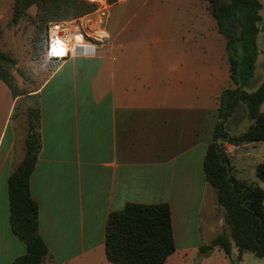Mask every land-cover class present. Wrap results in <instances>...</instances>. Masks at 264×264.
I'll use <instances>...</instances> for the list:
<instances>
[{"label": "crops", "instance_id": "0c3cea01", "mask_svg": "<svg viewBox=\"0 0 264 264\" xmlns=\"http://www.w3.org/2000/svg\"><path fill=\"white\" fill-rule=\"evenodd\" d=\"M112 19L108 43L54 64L37 92L40 150L30 190L46 264H112L107 221L130 204L170 206L176 251L165 264H242L247 253L240 256L234 243L231 258L220 247L200 252L220 235L231 237L204 171L231 82L228 59L214 46L219 34L204 40L195 9L164 16L115 10ZM17 102L0 79V264H15L27 252L10 223L9 178L25 158L28 137L20 141L12 127ZM245 118L240 105L225 130L239 136L234 131ZM228 145L235 178L263 188L257 167L264 162L251 166L252 180L237 165L264 142Z\"/></svg>", "mask_w": 264, "mask_h": 264}, {"label": "trees", "instance_id": "16d2710c", "mask_svg": "<svg viewBox=\"0 0 264 264\" xmlns=\"http://www.w3.org/2000/svg\"><path fill=\"white\" fill-rule=\"evenodd\" d=\"M217 22L219 33L225 38L229 73L234 90L225 89L219 108V122L214 141L208 149L204 171L210 185L216 190L218 204L226 210L230 227L229 238L220 235L210 246L200 249L202 254L220 247L231 258L233 243L240 256L254 254L264 259V189L257 183L239 181L231 174L233 167L218 140L239 146L264 142V82L254 92H248L259 57V24L263 17L259 0H206ZM34 3L40 5L44 22L52 19L79 17L95 11L96 6L86 0H17L19 10ZM47 40V29L43 55ZM14 98L23 96L22 90L9 74L0 72ZM245 105L253 124L239 135L232 136L224 126L235 110ZM30 131L26 139V155L9 178L10 223L14 234L25 243L27 252L15 264H46L49 250L39 233V208L33 200L30 179L39 150V135L34 124L39 112L29 116ZM229 164V168L226 167ZM257 176L264 182V163L257 167ZM176 251L172 213L168 204H130L122 212L109 216L106 227V256L112 264H165Z\"/></svg>", "mask_w": 264, "mask_h": 264}, {"label": "rangeland", "instance_id": "374dc122", "mask_svg": "<svg viewBox=\"0 0 264 264\" xmlns=\"http://www.w3.org/2000/svg\"><path fill=\"white\" fill-rule=\"evenodd\" d=\"M16 1L17 0H0V72L11 75L14 78L15 84L23 92V96L18 98L12 122V127L15 129L17 137L21 141L24 134L29 135L31 123L29 116L33 111L39 112L37 92L44 80L51 73L52 67L56 66L48 62L43 55L46 29L48 33V28L52 23L70 21L81 16L75 18L52 19L46 23L40 16V5L34 3L23 8L21 11L19 10L16 20ZM259 1L263 5L260 12L263 21L259 24L260 32L257 41L261 57L256 67L255 77L252 79L247 89L248 91L254 86L264 82V0ZM109 2L112 4V9L108 28H110L111 20L113 21L112 14L115 10H124L127 12L136 10L156 11L161 16L166 15L168 12L178 10L190 11L195 9L196 12L201 11L203 16L204 40L210 39V37L214 38L212 35L219 34L218 41L214 42V46L219 48V54L228 59L227 51L225 47L222 46V44L225 43V38L219 33L217 22L206 0H109ZM93 5H95L97 9V5ZM212 52L213 56H218L217 50L215 51L213 49ZM219 79L222 80V78ZM213 85L212 83L211 86ZM226 89L234 90L235 86L230 82ZM251 124H253V122L250 119H243L238 131H234L236 132L235 134L240 135L246 132ZM34 126V133L39 135V119ZM218 144L224 149H226V147L228 149L229 147V143L223 140H218ZM250 152L252 153L250 157L245 156L240 159L237 168L240 170L242 176L252 180L251 166L256 162H264V149L262 150L259 147L257 151L250 149ZM225 154H227L226 151ZM231 174L233 175V171ZM260 185L264 188V183ZM214 193L217 195L216 190H214ZM219 209L226 213L225 209L220 207ZM246 255L242 264H264V259L258 258L251 253H247ZM233 262L237 264L238 259L233 258Z\"/></svg>", "mask_w": 264, "mask_h": 264}, {"label": "built area", "instance_id": "2783aa9c", "mask_svg": "<svg viewBox=\"0 0 264 264\" xmlns=\"http://www.w3.org/2000/svg\"><path fill=\"white\" fill-rule=\"evenodd\" d=\"M97 9L70 21L52 23L48 28L45 58L59 65L76 55L91 56L97 47L110 40L109 19L112 4L109 0H86Z\"/></svg>", "mask_w": 264, "mask_h": 264}, {"label": "water", "instance_id": "95a60500", "mask_svg": "<svg viewBox=\"0 0 264 264\" xmlns=\"http://www.w3.org/2000/svg\"><path fill=\"white\" fill-rule=\"evenodd\" d=\"M226 151V149H224ZM226 167L229 168V164H226Z\"/></svg>", "mask_w": 264, "mask_h": 264}]
</instances>
